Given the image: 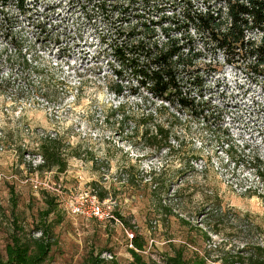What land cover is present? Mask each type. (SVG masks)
Returning <instances> with one entry per match:
<instances>
[{"label":"rangeland","instance_id":"rangeland-1","mask_svg":"<svg viewBox=\"0 0 264 264\" xmlns=\"http://www.w3.org/2000/svg\"><path fill=\"white\" fill-rule=\"evenodd\" d=\"M99 1L0 6V255L14 236L39 237L37 228L49 224L54 239L42 264H85L91 253L119 264H247L239 261L252 251L264 261V75L247 62H229L194 30H174L196 38L198 94L211 103L212 117L162 109L155 115L170 129L171 146L149 147L136 120L162 102L143 88L111 91L116 82L137 86L116 77L107 46L120 23L110 9L116 0L104 8ZM157 1L162 11L147 16L164 26L172 24L166 16L183 23L191 5L216 3ZM134 13H126L123 27L136 23ZM161 25L157 33L166 39ZM46 134L81 156H68L62 172L38 169ZM94 193L108 217L71 211ZM51 207L46 218L42 211ZM138 237L139 261L130 250Z\"/></svg>","mask_w":264,"mask_h":264},{"label":"trees","instance_id":"trees-1","mask_svg":"<svg viewBox=\"0 0 264 264\" xmlns=\"http://www.w3.org/2000/svg\"><path fill=\"white\" fill-rule=\"evenodd\" d=\"M120 1L100 0L97 6L104 8L111 4L110 9L118 12L116 18L120 23L116 29L115 43L106 44L118 65L114 70L116 77L122 81H134L137 87L134 88L129 85L130 83L125 85L116 82L110 88L118 95H122L127 86L130 87L132 94L138 93L136 88H143L147 96L162 102L161 106L155 109V113L147 115L141 113L136 120V131L141 133L147 146L160 149L165 142L166 146H171L167 143L171 135L170 129L167 127L165 129L155 115L162 109L168 111L169 107H172L177 111H186L195 119L203 121H210L209 118L212 117L211 103L198 94L203 83L198 74L199 68L196 67V60L201 55V51H195L196 38L190 33L183 35V32L180 37H176L173 35L174 30L181 27H184L183 30L186 32L194 30L204 45L210 44L214 51H222L229 62L231 60L247 62L248 66L264 75V0H216V3L206 5L205 9L198 7L194 9L191 5V9L184 12L183 23L178 20L173 22L172 17L166 16V20L172 22L168 26L161 25L162 23L147 16L156 8L162 11L157 0H125L121 3ZM10 3L23 8L26 0H0L3 10ZM126 3L128 4L125 5ZM130 9L135 11L134 15L138 20L126 28L123 27V22L125 20L130 22L126 15ZM2 18L6 19L5 16ZM159 25L166 39H161L158 35L156 26ZM65 146L60 136L43 135L37 147L43 162L37 168L46 170L55 168L60 172L66 170L67 157L81 155L77 151L69 152ZM259 167L258 175L264 179V161L260 162ZM149 175L151 179H155L153 176L155 171ZM94 184L98 185L97 182ZM107 194L108 190L103 189L99 193L100 199H105ZM52 200L48 199L47 202L51 204ZM52 211L51 207L42 211V214L47 218ZM116 214L118 218L125 220L121 214ZM37 229L41 231V235L36 238L23 240L14 236L13 241L6 245L5 256L0 255V264H42L49 256L54 234L49 224ZM132 244L134 248L130 250L139 261L137 249L144 248L143 242L138 237L132 240ZM239 262L264 264V261L256 257L254 251L246 261ZM85 264L119 263L114 257L106 259L99 254L91 253Z\"/></svg>","mask_w":264,"mask_h":264},{"label":"built area","instance_id":"built-area-1","mask_svg":"<svg viewBox=\"0 0 264 264\" xmlns=\"http://www.w3.org/2000/svg\"><path fill=\"white\" fill-rule=\"evenodd\" d=\"M38 186L39 185L35 183V187L37 188ZM71 211L75 214H84L86 216L97 217L99 219L109 216L107 208L97 199L95 193L91 196L88 194L84 196L82 202L79 204L73 203Z\"/></svg>","mask_w":264,"mask_h":264}]
</instances>
